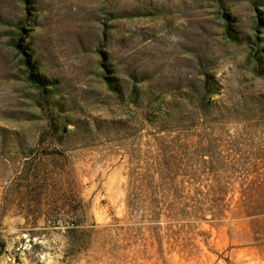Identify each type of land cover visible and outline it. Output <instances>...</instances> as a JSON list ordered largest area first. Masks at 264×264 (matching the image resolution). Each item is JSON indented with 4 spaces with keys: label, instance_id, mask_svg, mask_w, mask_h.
Instances as JSON below:
<instances>
[{
    "label": "rangeland",
    "instance_id": "rangeland-1",
    "mask_svg": "<svg viewBox=\"0 0 264 264\" xmlns=\"http://www.w3.org/2000/svg\"><path fill=\"white\" fill-rule=\"evenodd\" d=\"M164 154L224 201L153 193ZM0 234V264H264V0H0Z\"/></svg>",
    "mask_w": 264,
    "mask_h": 264
},
{
    "label": "trees",
    "instance_id": "trees-1",
    "mask_svg": "<svg viewBox=\"0 0 264 264\" xmlns=\"http://www.w3.org/2000/svg\"><path fill=\"white\" fill-rule=\"evenodd\" d=\"M175 162L173 155L164 154L162 157V161L159 162L160 174H163V177L167 181L163 183H158L157 187L154 188L153 193L158 191L167 192L168 195L173 196H181L187 197L191 200H182V201H224L223 197L227 194V191L221 188L208 187L207 190H204L200 186L194 189L193 193L190 191L193 188H190L188 185H185V179H182L180 182V186L175 184L177 175H179L178 167L173 165ZM143 181H145L147 186L151 185L153 174L146 173L145 176L141 177ZM151 178V179H149ZM152 187V185H151ZM244 193V192H243ZM166 194V195H167ZM199 197H203V199H198ZM40 219L43 220L45 226H57L60 225L63 220L66 222V219H62L57 215H50L48 213H43L39 217H35V222H38ZM77 221H72L74 226H77ZM94 224V223H93ZM78 227L73 228V246L70 248L71 254H77L83 249V244H86L87 237H90L93 233V228L79 230ZM7 251V240L5 237H2L0 234V256Z\"/></svg>",
    "mask_w": 264,
    "mask_h": 264
}]
</instances>
